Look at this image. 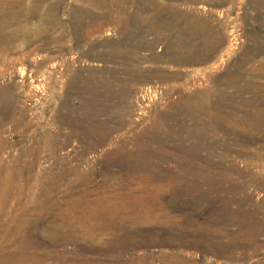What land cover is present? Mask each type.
Wrapping results in <instances>:
<instances>
[{
  "label": "rangeland",
  "instance_id": "374dc122",
  "mask_svg": "<svg viewBox=\"0 0 264 264\" xmlns=\"http://www.w3.org/2000/svg\"><path fill=\"white\" fill-rule=\"evenodd\" d=\"M22 2L0 28L2 264H264V0Z\"/></svg>",
  "mask_w": 264,
  "mask_h": 264
},
{
  "label": "bare ground",
  "instance_id": "6f19581e",
  "mask_svg": "<svg viewBox=\"0 0 264 264\" xmlns=\"http://www.w3.org/2000/svg\"><path fill=\"white\" fill-rule=\"evenodd\" d=\"M23 0H16V1H14V0H0V28L2 27V25H3V23H4V21H8V20H5V18L6 17H11V19L13 18L12 16H16L17 15V11H16V9H18L19 7L21 8V6H22V8H23V2H22ZM42 1V0H41ZM26 2H27V0H26ZM38 2H39V0H38ZM31 3V2H30ZM98 3V2H97ZM26 4V3H25ZM38 4V3H37ZM26 5H28V4H26ZM36 6V5H35ZM96 6H98V5H96ZM30 7V6H29ZM96 8V7H95ZM98 8V7H97ZM26 9H29V8H26ZM20 11V10H19ZM27 11V10H26ZM98 11V10H97ZM22 12V11H21ZM98 12H100L101 13V11H98ZM31 12H29L28 14H30ZM34 13V12H33ZM27 15V14H26ZM21 16V15H20ZM79 16V15H78ZM85 16V15H84ZM7 19V18H6ZM23 19V18H22ZM78 19V18H77ZM80 19V18H79ZM15 20V19H14ZM18 21V20H17ZM14 22V21H13ZM16 23V22H15ZM7 25V24H6ZM11 25H13L12 23H11ZM17 25V24H16ZM3 26H5V25H3ZM11 27V26H10ZM16 27V26H15ZM5 30V29H4ZM3 30V31H4ZM200 32V31H199ZM197 33V32H196ZM5 34V33H4ZM199 34V33H198ZM202 34H203V32H202ZM194 35V34H193ZM195 35H197V34H195ZM200 35V34H199ZM198 35V36H199ZM9 36V35H8ZM4 37V36H3ZM11 37V36H10ZM201 37V36H200ZM205 37V36H204ZM202 38V37H201ZM208 38V37H207ZM206 39V38H205ZM2 42V41H1ZM207 42V41H206ZM240 108V107H239ZM236 110V109H235ZM110 197V196H109ZM87 199V198H86ZM85 199V200H86ZM109 199V198H108ZM115 199V198H114ZM118 199V198H117ZM116 199V200H117ZM112 200V199H111ZM81 201V200H80ZM122 201V200H121ZM120 201V202H121ZM81 203V202H80ZM106 203H108V202H106ZM110 203V202H109ZM109 203L108 204H104V205H109ZM114 202H112L111 201V203H110V205L109 206H105L106 208H108V207H110L112 204H113ZM116 203V202H115ZM115 203L113 204L114 205V207H115ZM118 203H119V201H118ZM117 203V204H118ZM123 203V202H122ZM101 204H102V202H101ZM116 204V205H117ZM119 204H121V203H119ZM121 206V205H120ZM112 207V206H111ZM113 208V207H112ZM118 208H119V205H118ZM116 209H117V207H116ZM79 212V211H78ZM79 213H81V215L80 214H78V215H80L79 216V218L77 219V217H76V221H75V219L74 220H72V221H75V222H72V223H75V224H77V225H80V223L82 222V220H85V217H86V215L84 214V213H82V212H79ZM78 215H76V216H78ZM75 216V215H74ZM72 218V217H71ZM68 220H69V218H68ZM70 221V220H69ZM85 222V221H84ZM71 225V224H70ZM85 228V227H84ZM88 229V228H87ZM86 229V230H87ZM88 231V230H87ZM5 256V255H4ZM15 257V256H14ZM22 257V256H21ZM4 260V258H1L0 259V263L2 264V261ZM14 264V263H13ZM17 264V263H16ZM21 264H22V262H21Z\"/></svg>",
  "mask_w": 264,
  "mask_h": 264
},
{
  "label": "built area",
  "instance_id": "2783aa9c",
  "mask_svg": "<svg viewBox=\"0 0 264 264\" xmlns=\"http://www.w3.org/2000/svg\"><path fill=\"white\" fill-rule=\"evenodd\" d=\"M161 94L158 87H146L140 90L135 101L137 117H143L145 112L160 99Z\"/></svg>",
  "mask_w": 264,
  "mask_h": 264
},
{
  "label": "crops",
  "instance_id": "0c3cea01",
  "mask_svg": "<svg viewBox=\"0 0 264 264\" xmlns=\"http://www.w3.org/2000/svg\"><path fill=\"white\" fill-rule=\"evenodd\" d=\"M179 55H180V56H179ZM176 57H177V58H175L176 60H175V63H174V64H175V66L177 67V66H180V65H181V64L179 63V61L182 60L183 58H185V56H182L180 53H179V54L177 53ZM181 58H182V59H181ZM184 64H185V63H184Z\"/></svg>",
  "mask_w": 264,
  "mask_h": 264
}]
</instances>
